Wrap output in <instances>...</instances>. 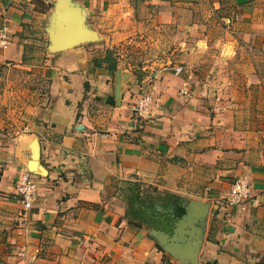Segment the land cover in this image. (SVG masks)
I'll return each mask as SVG.
<instances>
[{
    "label": "crops",
    "instance_id": "crops-1",
    "mask_svg": "<svg viewBox=\"0 0 264 264\" xmlns=\"http://www.w3.org/2000/svg\"><path fill=\"white\" fill-rule=\"evenodd\" d=\"M62 13L94 38L52 50ZM4 24L0 264H264V0H0ZM146 26L182 35L173 62L136 75L106 60ZM150 90L140 129L131 105ZM24 171L38 187L28 209ZM238 177L251 195L229 205ZM119 186L164 212L205 208L196 263L150 232L172 226L130 220Z\"/></svg>",
    "mask_w": 264,
    "mask_h": 264
},
{
    "label": "rangeland",
    "instance_id": "rangeland-1",
    "mask_svg": "<svg viewBox=\"0 0 264 264\" xmlns=\"http://www.w3.org/2000/svg\"><path fill=\"white\" fill-rule=\"evenodd\" d=\"M179 37L182 35L176 30L164 31L146 26L140 30H133L129 39L110 45L109 50L111 54L120 57L124 65L137 75L144 69L149 71L173 62L176 59V53L180 52ZM117 194L125 206L126 216L147 229L154 227L152 216L155 210L164 212L168 209L165 207L167 204L163 206L151 195H145V193L142 196L136 195L135 189H129L127 186H119Z\"/></svg>",
    "mask_w": 264,
    "mask_h": 264
},
{
    "label": "water",
    "instance_id": "water-1",
    "mask_svg": "<svg viewBox=\"0 0 264 264\" xmlns=\"http://www.w3.org/2000/svg\"><path fill=\"white\" fill-rule=\"evenodd\" d=\"M61 10V9H60ZM59 11V8H58ZM59 17L54 21V28L51 34V49L52 50H61L66 47L77 44L78 42L92 40L94 38V33L90 31L84 32L78 26L75 27V23L72 19L66 21L63 17L65 14H59ZM65 25L63 31H59L61 26ZM185 208V213L171 222L172 232L168 233L161 228H152L151 233L154 237H157L162 244H178L179 250H175L178 255L182 258L191 259L196 263L197 255L199 252V246L202 241L203 229L205 224L206 209L197 206L195 209H189L190 206L193 207V204H190L189 207L181 205ZM191 208V207H190ZM197 219V225L194 223V232L192 236L186 237L183 231V225L186 222H192L194 219ZM183 243L187 245V249H181ZM185 245V246H186ZM181 247V248H180Z\"/></svg>",
    "mask_w": 264,
    "mask_h": 264
},
{
    "label": "built area",
    "instance_id": "built-area-1",
    "mask_svg": "<svg viewBox=\"0 0 264 264\" xmlns=\"http://www.w3.org/2000/svg\"><path fill=\"white\" fill-rule=\"evenodd\" d=\"M10 35L7 25L0 26V48H5L10 44ZM182 93H189L185 88ZM157 106L153 91H146L136 97L131 105L132 117L140 129H143L146 122L151 119L152 112ZM37 181L30 171H24L17 184V192L21 196V201L25 209L31 206L37 195ZM252 187L243 177H238L230 185L226 201L229 205H239L251 195Z\"/></svg>",
    "mask_w": 264,
    "mask_h": 264
},
{
    "label": "flooded vegetation",
    "instance_id": "flooded-vegetation-1",
    "mask_svg": "<svg viewBox=\"0 0 264 264\" xmlns=\"http://www.w3.org/2000/svg\"><path fill=\"white\" fill-rule=\"evenodd\" d=\"M154 215L152 216V219L154 220V224L153 226L154 227H165L167 230H170L171 229V225H170V222L171 220H174L176 219L177 217V207H173V211L172 212H161V211H158V210H155L154 212ZM168 217L169 219V222L166 221V218ZM163 220H164V223H163Z\"/></svg>",
    "mask_w": 264,
    "mask_h": 264
},
{
    "label": "trees",
    "instance_id": "trees-1",
    "mask_svg": "<svg viewBox=\"0 0 264 264\" xmlns=\"http://www.w3.org/2000/svg\"><path fill=\"white\" fill-rule=\"evenodd\" d=\"M106 60L108 59H111V51L108 49L107 51H106ZM113 67H114V65H112ZM175 207H177V217L176 218H178V217H181L184 213H185V208L184 207H182L180 204H176L175 205ZM166 221L167 222H169V219H168V217L166 218ZM172 221V220H171ZM163 223H164V220H163ZM171 223V222H170Z\"/></svg>",
    "mask_w": 264,
    "mask_h": 264
}]
</instances>
